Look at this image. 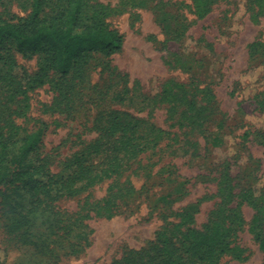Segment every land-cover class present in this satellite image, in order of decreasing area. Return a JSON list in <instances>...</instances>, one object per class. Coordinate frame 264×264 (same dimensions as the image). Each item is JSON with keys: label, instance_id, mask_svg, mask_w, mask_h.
Returning a JSON list of instances; mask_svg holds the SVG:
<instances>
[{"label": "rangeland", "instance_id": "1", "mask_svg": "<svg viewBox=\"0 0 264 264\" xmlns=\"http://www.w3.org/2000/svg\"><path fill=\"white\" fill-rule=\"evenodd\" d=\"M29 3L0 0V14H25ZM88 4L102 8L106 22L122 34V49L110 57L92 54L64 79L49 72L42 85L27 92L24 125L47 124L41 151L54 172L98 136L92 120L102 108L138 119L141 131L153 124L164 132L158 145L115 181L114 192L133 187L118 209L82 219L93 232L80 251L67 249L63 230L43 231V212L24 210L27 217L8 218L0 192L1 264L125 263L129 250L148 247L162 226L178 222L177 212L195 202L190 225L201 228L228 191L234 193L228 205L239 203L243 223L234 231L235 249L216 264H264L250 229L256 210L250 202L264 205V0L255 18L252 0H215L201 17L191 0ZM12 57L27 75L41 62L15 51ZM2 64L0 58L1 74ZM214 136L221 139L215 146ZM110 180L58 197L50 203L51 218L73 220L78 203L85 196L98 201ZM27 219L33 221L29 229ZM254 228L264 233V219ZM187 264L203 263L188 259Z\"/></svg>", "mask_w": 264, "mask_h": 264}, {"label": "trees", "instance_id": "2", "mask_svg": "<svg viewBox=\"0 0 264 264\" xmlns=\"http://www.w3.org/2000/svg\"><path fill=\"white\" fill-rule=\"evenodd\" d=\"M29 1L25 14L4 17L0 14V58L6 66L2 74L0 72V192L9 206L8 218L13 220L21 213L27 217V214L43 212V231L57 234L63 230V236L68 238L67 249L77 252L90 243L89 236L93 232L82 219L118 209L119 200L133 187L129 183L125 193H120V188L116 187L115 193V181L141 153L158 145L164 131L153 124L147 127L149 131H141L138 119L117 109L102 108L92 120L98 136L83 145L80 152L62 161V168L57 172L52 171L48 156L41 151L47 124L24 125L29 110V104L24 102L27 92L42 85L51 71L64 79L92 54L110 57L119 52L123 36L106 22L102 8L89 9L88 0ZM260 1L252 0L256 5L254 18L263 11ZM214 2L191 0L198 17L208 12ZM13 51L41 59L38 70L27 75L15 63ZM220 141L214 136L212 145ZM105 179H111L105 194L98 201H89L85 196L71 215L75 216L73 220L51 218L52 201L63 195H77ZM232 196L234 193L230 191L222 195L220 205L212 211V218L201 228L190 225L198 202L188 205L177 212L178 222L166 223L156 232L148 247L129 250L125 263L120 259L111 264H187L188 259L216 264L223 254L235 249L231 246L234 231L236 225L243 223L239 203L228 205ZM250 203L256 208L250 229L264 253V233L255 232L254 228L264 219V205L253 200ZM32 224L31 219L26 220L27 229ZM144 257H147L145 261Z\"/></svg>", "mask_w": 264, "mask_h": 264}]
</instances>
